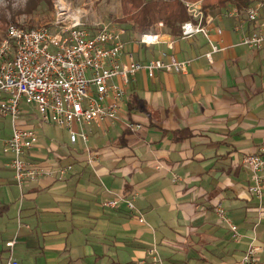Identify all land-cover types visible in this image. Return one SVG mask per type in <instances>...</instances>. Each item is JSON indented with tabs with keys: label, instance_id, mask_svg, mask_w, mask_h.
<instances>
[{
	"label": "crops",
	"instance_id": "0c3cea01",
	"mask_svg": "<svg viewBox=\"0 0 264 264\" xmlns=\"http://www.w3.org/2000/svg\"><path fill=\"white\" fill-rule=\"evenodd\" d=\"M227 9L208 12L209 38L222 48L211 60L200 34L184 38L163 30L173 43L168 50L165 40L145 46L125 28L122 61L131 54L147 62L169 51L189 65L153 77L135 72L119 117L83 126L86 145L72 144L62 128L63 136L37 134L31 157L70 165L64 179L43 178L21 192L10 157L3 158L0 235L10 227L14 234L3 243L0 236V264L5 242L14 237L19 264H237L253 234L264 264V192L261 202L249 192L252 174L242 165L264 144V45L240 44L251 25ZM134 96L139 105L130 103ZM86 150L95 163L87 162ZM115 198L132 199L144 222L124 200L104 205ZM218 202L241 238L219 221Z\"/></svg>",
	"mask_w": 264,
	"mask_h": 264
},
{
	"label": "built area",
	"instance_id": "2783aa9c",
	"mask_svg": "<svg viewBox=\"0 0 264 264\" xmlns=\"http://www.w3.org/2000/svg\"><path fill=\"white\" fill-rule=\"evenodd\" d=\"M183 4L188 19L180 25V36L190 38L200 34L205 37L210 48L205 56L211 60L212 53L222 49L209 38L213 18L202 9L200 0H183ZM56 6L57 19L53 26L23 28L11 22L0 38V117H8L11 125V133L3 140L1 148L10 157L13 178L20 191L25 184L38 183L43 178L64 179L71 170L70 165L31 157L38 144L37 131L26 124L30 115L23 104H33L42 123L66 130L72 144L80 140L86 145L88 136L83 126L99 125L119 117L126 88L135 72L144 70L153 77L156 71L184 72L189 65V60H179L169 51H162L147 62L136 61L131 54L122 61L125 27H86L70 6L60 0ZM226 14L251 25L240 44L252 48L264 45V0H254L244 10L229 7ZM163 28L162 22L157 23L153 31L140 34L138 42L149 46L165 40L167 49L171 50L172 40L164 38ZM215 31L221 33L219 27H215ZM128 127L139 129L141 125L129 123ZM86 151L87 162L95 163V154ZM262 153L264 144L242 159V165L252 174L249 192L259 202L264 192ZM178 179V176L173 177L174 181ZM120 200L137 214L139 222H144L130 198L110 199L104 205L115 208ZM215 212L219 221L228 226L231 236L241 238L222 203L215 204ZM15 243V237L5 242L8 254L2 264H19L12 255ZM261 250L262 245L253 234L237 264H262Z\"/></svg>",
	"mask_w": 264,
	"mask_h": 264
},
{
	"label": "rangeland",
	"instance_id": "374dc122",
	"mask_svg": "<svg viewBox=\"0 0 264 264\" xmlns=\"http://www.w3.org/2000/svg\"><path fill=\"white\" fill-rule=\"evenodd\" d=\"M66 6H70L75 13L77 12L81 17V21L86 27H94L101 25H116L120 27H127L130 25L128 22H120L124 20L126 7L122 5L121 0H60ZM183 4V0H180ZM197 1V0H189ZM57 0H0V38L4 34L7 24L13 22L17 23L23 28L27 27H41L53 26L54 21L57 19L56 12ZM164 30V28H163ZM22 102H25L22 100ZM24 109L34 113V118L28 116L26 124L32 125L36 128L37 134L42 136L54 133L59 136L65 135L60 128L45 124L38 119L33 104H23ZM52 130H51V129ZM11 133V125L8 117H0V164L4 157L9 155L2 151V142ZM19 188V187H18ZM14 229L10 227L4 230L2 236V243L6 237L13 236Z\"/></svg>",
	"mask_w": 264,
	"mask_h": 264
},
{
	"label": "trees",
	"instance_id": "16d2710c",
	"mask_svg": "<svg viewBox=\"0 0 264 264\" xmlns=\"http://www.w3.org/2000/svg\"><path fill=\"white\" fill-rule=\"evenodd\" d=\"M253 1L254 0H200V3L205 13H208L214 10L221 11L229 7H236L239 10H244ZM121 3L125 7L129 5V9L126 11L125 19L120 22L130 23V25L125 28L132 35H136L137 37L142 33L153 31L154 26L159 22L163 23L165 32L175 36L179 34L182 22L188 19L185 6L180 0H121ZM135 100L137 101L136 104L139 105L140 99L135 96L131 98L130 103ZM28 115L34 118L33 112L30 111ZM57 164L59 165V163ZM4 208L5 205L0 206V213Z\"/></svg>",
	"mask_w": 264,
	"mask_h": 264
}]
</instances>
